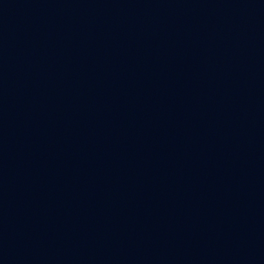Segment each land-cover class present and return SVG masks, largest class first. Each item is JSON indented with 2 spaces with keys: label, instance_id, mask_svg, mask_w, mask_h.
Returning a JSON list of instances; mask_svg holds the SVG:
<instances>
[{
  "label": "water",
  "instance_id": "water-1",
  "mask_svg": "<svg viewBox=\"0 0 264 264\" xmlns=\"http://www.w3.org/2000/svg\"><path fill=\"white\" fill-rule=\"evenodd\" d=\"M0 264H264V0H0Z\"/></svg>",
  "mask_w": 264,
  "mask_h": 264
}]
</instances>
